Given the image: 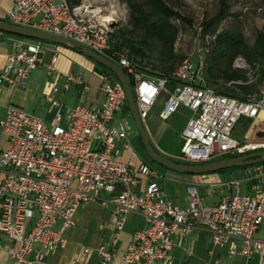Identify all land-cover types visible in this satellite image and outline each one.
Listing matches in <instances>:
<instances>
[{
    "label": "built area",
    "instance_id": "obj_1",
    "mask_svg": "<svg viewBox=\"0 0 264 264\" xmlns=\"http://www.w3.org/2000/svg\"><path fill=\"white\" fill-rule=\"evenodd\" d=\"M11 3L10 23L46 31L113 59L134 81L141 118L161 93L166 95L161 119L180 106L187 107L192 115L182 132L180 149L186 160L202 163L222 154L264 151V138L240 141L233 137L242 118L264 121L259 117L264 113V86L248 101L218 94L199 86L200 67L187 57L172 75L180 83L169 88L167 77L145 78L126 53L113 47V30L102 21L104 17L99 20L89 11L72 8L67 0ZM45 43L28 41L11 51L0 70V82L22 86L30 72L44 64ZM57 56L51 52L46 62L51 84L44 97L53 110L51 121L46 123L13 104L5 107L0 118V134L8 141V147L0 149V233L16 244L9 249L10 264H37L62 248L64 231L75 226L78 207L89 201L111 208L114 230L109 243L98 249L99 264H112L119 234L134 212L144 225L133 232L121 264H173L172 236L186 238L198 226L214 246L236 240L238 246L229 249L231 256L246 261L258 257V264H264V183L247 171L245 178L225 183L218 201L211 204L189 186L184 207L173 204L155 181L138 191L139 176L156 177L158 172L128 142L131 121L118 116L127 106L123 86L103 73L101 107L91 109L80 103L65 107L60 96L70 83L79 92L88 85L81 75L61 73L55 66ZM120 149L129 152L126 159L118 158ZM255 178L253 194H249L247 182Z\"/></svg>",
    "mask_w": 264,
    "mask_h": 264
},
{
    "label": "crops",
    "instance_id": "obj_2",
    "mask_svg": "<svg viewBox=\"0 0 264 264\" xmlns=\"http://www.w3.org/2000/svg\"><path fill=\"white\" fill-rule=\"evenodd\" d=\"M11 9V0H0V20L9 22L8 13ZM28 41L34 40L0 32V70L5 66L7 55L11 51L18 50ZM46 44L47 43H45L44 46L48 49L50 46ZM44 57V64L33 69L29 76L23 80L22 86L14 87L0 82V118L4 113L5 107L9 104H13L20 107L25 112L43 119L46 123L51 121L53 110L46 103L44 97L51 84L46 73V62L49 58V54H47L46 51H44ZM58 57L59 56H57L55 65L56 68L61 73H73V71L66 68L64 63L59 64ZM87 70L92 74L89 79L84 78L81 73L77 74L81 75L84 82L88 85V89L85 92H79L75 83H70L68 89L61 92L60 98L65 107H72L80 103L88 108L96 109L101 107L104 103V95L99 89L101 74H103L102 68L98 67L95 63L90 64ZM73 74L76 75V73ZM92 77H94V81L91 80ZM57 83L62 85L63 80L59 79ZM153 106L147 116L142 118V121L144 120L143 125L153 147L159 153H166L164 157L172 158L175 155V151L169 149L171 139L175 135L174 133L179 132L183 141L182 132L192 112L187 107L182 106L189 112V115L184 121L181 129L176 131L160 118L162 108L157 115L152 113ZM128 115L129 113L126 108H123L118 114L119 118H128L131 121ZM259 117L264 120V113H260ZM260 123H264V121L258 122L255 120V129H259L253 141L264 138V127H260ZM61 124L64 125V121H62ZM132 130L133 123L131 122V130L128 136V142L131 148L142 160L158 172L156 177L149 175L139 176L141 181L138 191L145 189L148 183L155 181L161 186L166 197L173 204L184 207L187 204V187L194 186L198 189L202 197L204 194L207 195L205 197H208V199L207 201L205 200L206 198L204 199L205 203L211 204L218 201L224 187L223 185L234 178V173L228 172L190 175L170 171L159 165L154 166V163L148 159L144 152L140 137H138L139 135ZM7 147L8 141L0 134V149H6ZM128 155L129 152L124 149L118 151V158L120 159H126ZM75 219V226L66 229L63 233L65 238L63 247L47 254V256L37 264H99L98 249L101 245L109 243L114 230L110 220V206H103L99 201H89L78 207ZM143 225L144 221L139 213L134 212L128 216L125 226L119 234L118 242L115 247L116 258L113 260L112 264H121L120 257L130 242L133 232ZM172 238L173 264H258V257H252L250 260L246 261V259L241 256H231L229 254L231 245L238 246L236 240L214 246L209 234L200 226L193 229L191 234L186 238H181L178 234H174ZM12 247H16V244L0 233V264H10L9 249ZM187 249H189V253Z\"/></svg>",
    "mask_w": 264,
    "mask_h": 264
},
{
    "label": "trees",
    "instance_id": "obj_3",
    "mask_svg": "<svg viewBox=\"0 0 264 264\" xmlns=\"http://www.w3.org/2000/svg\"><path fill=\"white\" fill-rule=\"evenodd\" d=\"M72 8L81 4V0H67ZM228 0H219L218 13L202 22V48L205 50L200 67L199 86L211 88L218 94L235 97L248 101L250 97L257 95L264 86V31L256 29V37L248 42L241 28L240 15L230 12ZM129 22L133 25L131 30L116 29L111 34L112 45L120 50L123 42H126L132 52L130 59L135 69L147 79L167 77L168 87L179 84L172 75L178 65L187 57L175 52L174 46L179 36V29L172 24V20H179L183 24L192 25V19L182 15L177 9L168 5L165 0H128ZM232 17L226 26L222 22ZM141 31L136 36L134 32ZM116 38V40H114ZM154 45L158 48L151 65L144 64V51ZM237 58H242L247 68L234 66ZM102 72L115 76L104 66L97 63ZM126 72V71H125ZM127 73V72H126ZM134 99L137 104L135 85L130 75ZM128 112V108L126 106ZM181 145L175 150L174 157L168 159L183 164H193L186 160L181 152ZM237 156V154H222L208 161ZM264 166V162L240 168H230L215 173H239L251 167ZM251 179L247 186L251 187L256 182Z\"/></svg>",
    "mask_w": 264,
    "mask_h": 264
},
{
    "label": "rangeland",
    "instance_id": "obj_4",
    "mask_svg": "<svg viewBox=\"0 0 264 264\" xmlns=\"http://www.w3.org/2000/svg\"><path fill=\"white\" fill-rule=\"evenodd\" d=\"M168 5L177 9L182 15L192 19V25H186L179 20H172V24L179 29V36L175 43L174 49L177 54H181L184 57H188L194 64L201 63L204 58L205 50L202 48V22L214 17L219 11V0H165ZM230 6V12L237 13L240 15L241 28L245 39L251 42L256 37V29L264 31V0H228ZM81 11H89L92 17L100 20L104 15H109L111 21H108V27L115 31L116 29H126L125 31L131 30L133 25L129 22V7L128 0H81V4L77 6ZM96 13H95V12ZM102 15V16H101ZM229 21H233L232 17L227 18L222 22V27L226 26ZM136 36L141 35V31L137 30L134 32ZM116 40V38H114ZM50 46L46 49V53L50 55L51 52H56L59 58V64L64 63L68 70L73 73H81L84 78L89 79L91 72L87 70L90 64H95L92 59L84 56L83 54L60 44H46ZM120 50L126 53L130 58L132 52L126 42H123ZM158 48L151 45L144 51V64L151 65L156 56ZM102 55L109 57L106 53ZM113 60V59H111ZM97 65V63H96ZM100 67L99 65H97ZM235 67L247 68L246 63L242 58H237L234 62ZM94 81V77L92 79ZM166 99L165 93H161L158 97L155 105L153 106L152 113H157L162 108L164 100ZM189 112L180 106L173 112L168 119L163 120L168 126L179 131L187 119ZM130 117V115H129ZM131 118V117H130ZM132 122V120H131ZM144 122V120H143ZM133 123V122H132ZM260 127H264V123H260ZM255 120L242 118L235 126L233 130V137L240 141H253L255 134L258 129L255 130ZM137 133L134 124L133 130ZM253 131V132H252ZM175 135L171 139L169 149L176 150L180 145L182 146V139L179 132L174 133ZM138 135V133H137ZM139 137V136H138ZM181 149V148H180ZM165 156L166 153H160ZM151 163V162H150ZM153 164V163H151ZM157 166V164H153ZM247 171L252 172V176H256L260 182L264 183V166L251 167L243 170L239 173H234L233 179L245 178ZM249 194H253L252 187L248 189ZM207 195H203L205 199ZM209 196V195H208ZM208 197L205 199L207 201Z\"/></svg>",
    "mask_w": 264,
    "mask_h": 264
},
{
    "label": "water",
    "instance_id": "obj_5",
    "mask_svg": "<svg viewBox=\"0 0 264 264\" xmlns=\"http://www.w3.org/2000/svg\"><path fill=\"white\" fill-rule=\"evenodd\" d=\"M0 32L26 39L43 41L50 44H60L69 47L109 70L124 88L128 112L140 137L146 156L151 162L165 169L182 174L201 175L215 173L230 168L248 167L264 162V151L252 152L244 155H237L202 163L183 164L174 162L161 155L153 147L149 135L143 125L142 118L139 115L138 107L134 99L131 81L124 69L116 62L91 50L90 48L80 46L79 44L74 43L66 38L33 27L15 25L8 21L0 20Z\"/></svg>",
    "mask_w": 264,
    "mask_h": 264
},
{
    "label": "bare ground",
    "instance_id": "obj_6",
    "mask_svg": "<svg viewBox=\"0 0 264 264\" xmlns=\"http://www.w3.org/2000/svg\"><path fill=\"white\" fill-rule=\"evenodd\" d=\"M95 12V11H94ZM96 13V12H95ZM102 16V15H101ZM104 22H108V21H111V17L107 14V15H104V19L102 20Z\"/></svg>",
    "mask_w": 264,
    "mask_h": 264
}]
</instances>
